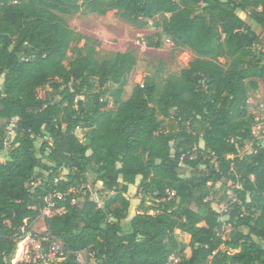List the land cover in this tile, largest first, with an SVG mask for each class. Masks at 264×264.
Instances as JSON below:
<instances>
[{"label": "trees", "instance_id": "16d2710c", "mask_svg": "<svg viewBox=\"0 0 264 264\" xmlns=\"http://www.w3.org/2000/svg\"><path fill=\"white\" fill-rule=\"evenodd\" d=\"M83 13L115 15L138 29L151 21L194 57L160 86L145 77L123 99L137 58L127 50L98 57L101 42L66 22ZM248 20L264 31V0H0V152L15 120L9 157L0 161V264H9L23 220L39 216L55 192L62 212L45 218V230L66 253L57 264H77L80 251L86 264H164L172 253L178 264H264V144L253 139L245 82L256 76L264 90V51H255L259 35ZM223 56L240 68L219 63ZM46 83L51 92L39 97ZM172 110L176 134L163 126ZM78 128L87 129L84 140ZM247 141L252 149L242 153ZM181 164L189 175L179 174ZM88 170L112 192L103 206L75 192ZM222 179L240 184L227 212L213 209L205 192ZM133 187L138 203L127 196ZM146 198L155 209H140Z\"/></svg>", "mask_w": 264, "mask_h": 264}, {"label": "rangeland", "instance_id": "374dc122", "mask_svg": "<svg viewBox=\"0 0 264 264\" xmlns=\"http://www.w3.org/2000/svg\"><path fill=\"white\" fill-rule=\"evenodd\" d=\"M240 14L247 18L242 12ZM160 17H158V20ZM66 22L69 28L73 29L76 32H79L83 35L93 37L98 39L101 42V46H97L95 49L98 51V57L103 54H110V52L115 50H127L132 51L137 58L136 66L131 69L128 76V82L125 86L124 92L122 94V98L126 99L133 86L135 84H142L145 77H152L158 86L171 74H177L182 68L186 67L188 62L194 57V54L191 50L187 48L177 47L173 44L170 37L166 36L162 32L159 33L158 29L150 24L142 29H138L124 20L116 17L115 15L108 16H100L97 14H75L72 16L66 17ZM248 22L252 23L250 20ZM253 29L259 35V43L254 46L256 52L264 51V31L256 24L252 23ZM84 40H78L72 43V46L80 47L84 44ZM159 42V46L157 47V43ZM74 57L68 56L65 59V65L70 67L73 63ZM218 62L224 65L225 67H231L233 69L240 68V62L236 58H231L227 56H223L218 58ZM2 79L0 78V85ZM256 81L258 84V88L256 90L251 88L250 83ZM248 87V110L255 117H262L263 119L257 124L253 126V136L254 140H258L261 144H264V90L262 81L253 76L251 74H247V78L245 80ZM49 91L51 89L49 87V83H46L44 86L37 88V94L39 97H48ZM106 97L102 99L105 100ZM108 104L109 106L115 108L112 103L111 98L108 96ZM14 125V124H13ZM163 126L165 130H169L172 133L176 134L180 128V121L174 110L171 111V116L165 118L163 120ZM14 127V126H13ZM13 127L11 130H7L5 137V148L0 152V161L5 162L9 157V148L11 146V142L14 137ZM87 132V129L78 128L75 130V134L80 140H84V135ZM43 133L47 135L46 130H43ZM43 139L38 138L35 143V147L38 150L40 144ZM174 142H171L173 146ZM202 145V142L200 143ZM252 141H247L242 149V153L245 151H250L252 149ZM200 169H205L203 164H199ZM191 168L189 166H185L181 164L179 168V174L181 176L189 175ZM67 173V170H62L60 175H64ZM86 183L79 186L75 192L80 195L88 194L89 198H93L97 200V203L100 206H103L105 201L110 198L112 192H108L100 186L96 181V174L92 170H88L86 175ZM230 181L222 179L217 183H208L205 192L207 193V199L212 203V206L220 211L222 207V203L225 201V192L229 185ZM128 198L134 203L136 202L140 195L136 194V189L133 187L130 193L127 195ZM148 201L142 206L140 209H155L156 204L152 201L151 198H146ZM138 203V202H136ZM192 207H195L192 205ZM53 208V212H62V209L59 208V211ZM154 211L149 209V213H153ZM26 219L23 220L25 224ZM23 224V225H24ZM36 232L38 231L36 228ZM44 231V230H43ZM42 231V232H43ZM224 237L227 238L231 235V228H225ZM176 237L178 240L183 243L189 242V235L183 233L180 230L175 231ZM24 241V245L22 246L21 252L18 258L15 261L16 249L19 242ZM16 245V249L12 256H10L7 261L9 264H16L17 262H25L32 259V257L36 256V251L33 250L32 244L28 241V237H24L23 234L18 238V242ZM222 250H228L230 253H233L234 250L223 247ZM30 257V258H28ZM60 260L48 261L45 264H55Z\"/></svg>", "mask_w": 264, "mask_h": 264}, {"label": "built area", "instance_id": "2783aa9c", "mask_svg": "<svg viewBox=\"0 0 264 264\" xmlns=\"http://www.w3.org/2000/svg\"><path fill=\"white\" fill-rule=\"evenodd\" d=\"M102 100V99H101ZM255 122L258 124L263 118L254 116ZM15 120H12L6 127L7 130H11L14 126ZM253 133V132H252ZM228 157H233L232 155H229ZM39 183V179H35L31 182V185H37ZM240 184L238 182L231 183L229 187L227 188L225 192V201L222 203V207L220 212H227L228 208L231 204L237 201V193L236 189L239 188ZM63 197L62 193L55 192L53 194H48L44 197L45 206L41 209L40 214L44 216L45 218L52 215V210L55 208L56 201L55 199H61ZM94 202L97 203L96 199L90 198ZM77 199L74 197L71 198V203H76ZM98 204V203H97ZM100 205V204H98ZM56 211H59V209H55ZM225 228H231L229 224L225 223L223 224V229ZM21 234H23L24 237H28V241L32 244L33 250L36 251V256L32 257V259H29V261L20 262L25 264H45L48 263V261H54V260H60L56 262L55 264L63 261L66 257V253L62 248V243L59 239H57L55 236H53L50 232L44 230L43 232H36L32 229V226L29 224L28 219H26L25 224L21 227ZM20 237V236H19ZM18 237V238H19ZM84 251L77 252L75 254L77 264H86L85 258H84ZM30 258V257H28ZM180 260V257L172 253L168 256L166 262L164 264H178ZM17 262L16 264H18Z\"/></svg>", "mask_w": 264, "mask_h": 264}, {"label": "crops", "instance_id": "0c3cea01", "mask_svg": "<svg viewBox=\"0 0 264 264\" xmlns=\"http://www.w3.org/2000/svg\"><path fill=\"white\" fill-rule=\"evenodd\" d=\"M168 16V15H167ZM150 23H151V21H150ZM201 145V144H200ZM211 205V207L213 208V209H215L213 206H212V203L210 204ZM216 210V209H215ZM31 226H32V229L34 228H36L38 231L40 230V232H42L43 230H45L46 229V225H45V217L44 216H42L41 214L39 215V216H37L35 219H33L32 221H31V223H29ZM189 239H190V237H189Z\"/></svg>", "mask_w": 264, "mask_h": 264}, {"label": "bare ground", "instance_id": "6f19581e", "mask_svg": "<svg viewBox=\"0 0 264 264\" xmlns=\"http://www.w3.org/2000/svg\"><path fill=\"white\" fill-rule=\"evenodd\" d=\"M24 245V241H23V243H22V246Z\"/></svg>", "mask_w": 264, "mask_h": 264}]
</instances>
